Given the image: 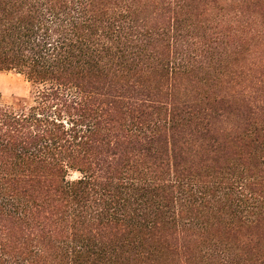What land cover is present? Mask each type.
Returning a JSON list of instances; mask_svg holds the SVG:
<instances>
[{
    "label": "trees",
    "instance_id": "trees-1",
    "mask_svg": "<svg viewBox=\"0 0 264 264\" xmlns=\"http://www.w3.org/2000/svg\"><path fill=\"white\" fill-rule=\"evenodd\" d=\"M0 72V264H264V0H0Z\"/></svg>",
    "mask_w": 264,
    "mask_h": 264
},
{
    "label": "rangeland",
    "instance_id": "rangeland-1",
    "mask_svg": "<svg viewBox=\"0 0 264 264\" xmlns=\"http://www.w3.org/2000/svg\"><path fill=\"white\" fill-rule=\"evenodd\" d=\"M37 90V86L24 76L15 72H0L1 101L6 102L13 97H29Z\"/></svg>",
    "mask_w": 264,
    "mask_h": 264
}]
</instances>
